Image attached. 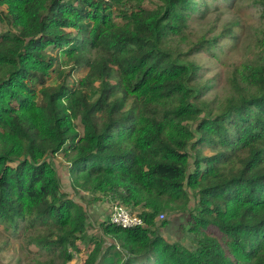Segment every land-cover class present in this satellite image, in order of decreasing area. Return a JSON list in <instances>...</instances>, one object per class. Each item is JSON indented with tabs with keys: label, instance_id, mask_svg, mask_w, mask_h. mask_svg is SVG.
Returning a JSON list of instances; mask_svg holds the SVG:
<instances>
[{
	"label": "trees",
	"instance_id": "1",
	"mask_svg": "<svg viewBox=\"0 0 264 264\" xmlns=\"http://www.w3.org/2000/svg\"><path fill=\"white\" fill-rule=\"evenodd\" d=\"M243 8L252 47L225 63L231 28L198 27ZM199 54L227 67L224 95ZM57 154L89 203L102 194L144 225L108 214L109 244L88 236ZM176 209L186 245L159 233ZM0 226L36 248L29 264H67L79 242L81 264H264V0H0Z\"/></svg>",
	"mask_w": 264,
	"mask_h": 264
},
{
	"label": "rangeland",
	"instance_id": "2",
	"mask_svg": "<svg viewBox=\"0 0 264 264\" xmlns=\"http://www.w3.org/2000/svg\"><path fill=\"white\" fill-rule=\"evenodd\" d=\"M220 16V15H219ZM216 14H209L207 20L198 27L199 30H210L215 33H220L224 27L231 28L235 35V40L231 42L232 47L230 50L224 48V53L222 56V60L225 63H239L245 54L248 53L249 49L252 47L253 42V31H254V19L252 16V12L249 9H241L239 11H222L221 17L217 20ZM51 52V51H50ZM54 54V52H53ZM196 63L203 67H209L212 69L210 75L216 76L218 82L215 89L209 95L213 96L214 93L222 96L226 93L225 82H224V71L227 67L223 66V68L218 67L219 65L214 61L208 58L206 54H199L192 58ZM87 73V69L78 68L71 72L69 82L72 83L84 77ZM56 73L51 75L49 82H51ZM224 83V84H223ZM77 127L81 132V127L78 122ZM193 152V151H192ZM194 153V152H193ZM204 154H209L208 151H205ZM50 162L55 167L60 181H61V190L66 193L70 199H72L78 207L84 209L88 218V227H87V235L93 236L95 239H100L105 242V245L109 244V240L103 235L102 229L100 227V223L106 220L108 214L110 212V204L109 199H105L102 194H97L99 201L96 203L88 202L91 198L90 196L80 190V188H73V183L70 180L69 176V165L64 160L62 154H57L50 158ZM189 194V193H188ZM190 206H192L195 202V198H193L190 194ZM174 213H165L163 212L157 218L158 221H167L168 224L165 228H161L159 230L160 235L169 243H181L186 245L188 243V238H186V234L184 233V229H186L187 221H188V212H182L181 209H176L173 211ZM21 229H19L16 235L7 233L3 230L2 226H0V264H29L33 263L39 259L37 254H33L36 251V248L26 247L23 238L21 237ZM209 234V233H208ZM215 238L221 241L220 234L216 232H210ZM79 247L83 251L82 256L80 254L74 255L73 260L67 264H81L85 252L88 245L82 244L79 242ZM225 248V246L223 245ZM226 249V248H225ZM49 260L48 264L50 263ZM134 264H146L143 261L138 260Z\"/></svg>",
	"mask_w": 264,
	"mask_h": 264
},
{
	"label": "built area",
	"instance_id": "3",
	"mask_svg": "<svg viewBox=\"0 0 264 264\" xmlns=\"http://www.w3.org/2000/svg\"><path fill=\"white\" fill-rule=\"evenodd\" d=\"M110 223L114 226L123 229H132L142 227L144 225L143 220L133 214L130 210L124 208L118 203L110 201ZM161 217H163L161 215Z\"/></svg>",
	"mask_w": 264,
	"mask_h": 264
}]
</instances>
